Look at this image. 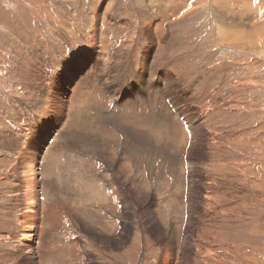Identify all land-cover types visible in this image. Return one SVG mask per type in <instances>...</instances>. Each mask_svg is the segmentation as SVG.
I'll use <instances>...</instances> for the list:
<instances>
[{"label":"rangeland","instance_id":"obj_1","mask_svg":"<svg viewBox=\"0 0 264 264\" xmlns=\"http://www.w3.org/2000/svg\"><path fill=\"white\" fill-rule=\"evenodd\" d=\"M180 1L0 0V121L31 117L27 111L34 109L22 108L33 105L19 92L27 78L22 77L24 72L40 83L47 78L43 93L52 96L60 86L58 74L69 66H62L64 58L70 64L77 59L98 63L90 69L92 83L81 96L83 102L75 96L72 100L67 142L56 143L57 160L49 164L57 176L43 179L69 219L57 217L53 207L42 202L39 180L37 185L26 178H9L1 169L0 237L29 233L37 240L42 233L40 248L47 264H54L56 250L73 238L81 242L82 250L86 234L97 241L108 240L112 235L103 236L101 229L120 220L115 199L90 190L82 193L78 179L87 175L101 181L112 197L117 181L126 188L132 178L135 188L142 183L144 189L136 203L140 219L133 216L131 229L146 220L163 233L160 241L172 234L176 240L175 231L181 230V244L184 239H198L211 247L209 264H264V0H188L190 5L184 9ZM174 12L178 14L173 16ZM156 28H164L160 43L151 39ZM148 55L161 57L158 70H145L152 67ZM29 79L33 92H38V82ZM129 94L133 107L128 115L123 103ZM144 100L149 101L147 110ZM66 103L61 108L57 101L49 103L51 117L41 122L36 135L22 140L24 153L37 155L44 149L48 138L43 130L52 137L63 131ZM61 112L64 118L57 129ZM135 113H145L150 122L144 146L134 152L132 135L109 116L127 117L131 125ZM8 131L0 123V135ZM12 152L14 148L1 138L0 155L13 163ZM130 152L147 163H137ZM108 179L114 180V187ZM33 192L38 197L27 202ZM188 196H194L189 210ZM166 198L171 201L165 204L180 215L157 205ZM30 202L36 204L37 215L26 213ZM153 209L168 222L151 214ZM31 219L37 228L23 223ZM76 221L81 227H75ZM139 231L123 247L105 243L108 256L97 251L87 264H97L96 259L104 264H151L154 261L148 257L158 249L157 240L148 227L145 234ZM60 233L68 240L56 246ZM19 245L17 240L0 239V264H33ZM76 258L80 260L81 254ZM187 258L188 264H199ZM61 261L71 264L69 257ZM166 261L159 256L154 263Z\"/></svg>","mask_w":264,"mask_h":264},{"label":"bare ground","instance_id":"obj_2","mask_svg":"<svg viewBox=\"0 0 264 264\" xmlns=\"http://www.w3.org/2000/svg\"><path fill=\"white\" fill-rule=\"evenodd\" d=\"M213 1L216 2V0H213ZM179 3H182L180 9H184V7H186L187 4L190 5L188 0H181ZM179 10H177V12ZM177 12H174L173 16H176L179 13V12L178 13ZM244 19H245V17H244ZM93 20H94V18H93ZM93 22H95V20ZM151 33L153 34L152 35L153 37L151 38V39H153V42L154 41L159 42L161 40V38L163 37L164 28H156ZM228 36H227V39H228ZM100 38H101V36H100ZM151 39H150V41H151ZM100 45L101 44H99L97 47L96 46L95 47L98 48ZM87 58H89V57H87ZM100 58H101V56H100ZM146 59L148 61V64L149 65L151 64L153 67L152 68V67L148 66L147 64H145L148 66L147 68H145L146 71L158 70L157 67H159V62L161 59L160 56L153 59V57L148 55L146 57ZM69 62H71V61H69ZM69 62L66 60V58H64V62H62L63 63L62 66H65V65H69V66H67V67L65 66L66 68H64V70H62L63 69L62 68L61 69L62 73L58 74L60 86H58V88L55 89L52 96H49L48 94H46V95L44 94L45 92L43 89H46V88H44V85H47L46 83L49 82V81L48 82L46 81L47 78L46 79L43 78L44 82H46V83H44V82L40 83L41 80L39 78H38L39 80L37 81L35 76H31L30 74H24L25 73L24 72L23 73L24 76L22 75V77L27 76V78L23 82L21 81V83H24L21 85H24V86H23V89H21L19 92H21L23 96L27 95V97L25 98L26 100H28L27 104L33 105V106L27 105L26 107L22 108L23 111H26L27 107L30 109H34V110L27 111V112H29V113H27V115L31 116V117L30 118L29 117H27V118L23 117L24 118L23 121H18L17 118L15 120H9L8 123L5 122L7 126L5 125L4 121H0V123L2 125H4V127H6V129L7 128L9 129V131H8L9 134L7 132H4L3 134L0 135V139L3 138V142L5 144L7 143L9 146L13 147L15 150V152H12L15 156V158H14L15 161L13 163L8 162L7 157H2V155H0V170L4 169L6 171V173L9 175V178H13V179L19 178L20 179L22 177V178H26L27 181L36 182L37 185L40 181V189L39 188L38 189L41 193L42 202L45 200V204H49L51 207H53L52 211L57 217L63 218L64 216H66L68 219H69V214L67 213L66 210L59 207L62 203L54 195H51L46 190L47 185L45 182H43V179L47 176H57V173L54 170V167L52 166L56 162L57 156H58V155H56V150H57V144L56 143L61 144V143L67 142L68 133L70 130L69 118L67 116H68L70 109H71V106H72V100L75 96V100L78 103L83 102L81 100V96L83 95L84 91H86L90 87V84L92 83V80L89 79V76L91 75V74H89L90 69L92 68V70H93L95 68L94 63H97L96 59L95 60L87 59L86 61H82V59H77L76 62L73 64H70ZM108 66L109 65L107 64L104 67L106 69H108ZM39 69L40 70L43 69V66H42V68H39ZM45 73H47V72H45ZM55 75L57 76V74H55ZM48 77H49V75H48ZM51 77H53V75ZM29 78H31V80L38 82V85L40 87L39 88L37 86L39 89L38 92L36 91V93H34L33 92L34 89H31L32 87H30V85H29L31 82H28L30 80ZM22 80H23V78H22ZM51 82L54 83L55 81L53 80ZM57 82H58V80H57ZM18 83H20V82H18ZM108 85L111 87L112 84L108 83ZM16 91L18 92V90H16ZM115 92L120 93L119 90H115ZM21 93H19V94H21ZM54 101H57V103H58L57 107L58 108H61L62 102L67 101L66 106H65V116L67 117V119H66L67 123L63 127V131H61L57 135H55V133H54V135L52 137V135L50 134L49 131L46 132L45 130H43L42 133L48 138L47 145L44 147V149L41 150L37 155H29L28 154L29 151L27 153H24L22 151V149H23L22 140L29 139L31 136L36 135L40 129L41 122H43V121L47 122L50 119L51 115L49 114V109H50L49 103L54 102ZM150 104H151V102H150ZM123 105L127 109V114L128 115L131 114V110L133 107V100H132L130 94L126 97ZM142 105H143V108L145 110L150 108L149 101L144 100ZM6 112L8 113V109L6 110ZM11 113H14V112H11ZM206 113H207V110H205L201 114V116L202 117L205 116ZM63 118H64V113L61 112L60 118L58 121V125L56 127L57 129L59 128V125L62 122ZM109 118L116 120L117 125H119V123H120L122 125L121 128L125 133L132 135V138L134 140L130 144V148L132 151L135 152V149L141 148L144 146V142H145L144 137L147 134L148 125L150 122V119L148 118V116L145 113L144 114L143 113H135L131 117L134 120V124H131V125H129L127 117L109 116ZM33 121L37 122L36 126H33V127L29 126L28 124L33 122ZM26 125L29 129L26 128ZM134 128H135V130H134ZM5 134H7V135H5ZM63 134H66V135H63ZM51 139H52V141H51ZM29 144H28V146H29ZM30 149H31V147L28 148V150H30ZM128 155H130L132 157V159L134 161H136L137 163L140 162V159L137 156V155H139L138 153L130 152ZM139 157H141V156H139ZM119 158H121V157H119ZM143 160L141 162L147 161V159H146V161H143ZM109 161H111V160H109ZM50 162L52 163V165L49 164ZM141 162L139 164H141ZM111 164L113 165L114 163L111 162ZM43 168H45V170H43ZM191 171H192V169H191ZM192 173H191V175H192ZM129 178H131V177L129 176ZM13 179H10V180L14 182ZM3 180H4V178H3V176H1L0 177V187L3 185ZM108 180L110 182L109 186L114 187V180H113V183L111 182V179H108ZM131 180H132V185H130L129 187H126V188H124V186H122V185L119 186L120 183L117 184V182H118L117 181L115 184V187L112 188V191L114 192V194H112V191L110 192L112 194V197H111L105 191V187L101 181H94L93 179L88 178L87 175H83V177H80L78 179V183L81 184L80 191L82 193L90 190V191H94L100 197L109 199L110 201L114 198L115 202H116V209L118 210V217H120V220L114 222V224L110 228H102L101 229L102 233L104 234L103 236L112 235L109 237L110 239H108V240L97 241L93 237L90 238L89 235L86 234L85 238L83 239L85 241V245L83 246V250H85L84 253H83L80 241H78V243H77V241L74 240L75 238H73L71 240V242H67V240H68L67 235L60 233L59 234L60 235V241L54 242V244H56V246H57L62 241H66L67 243H64V245H66L65 248L56 250L57 259L54 262V264H64L61 261L62 257H69L71 264H75L78 261H80L82 264H87V259H89L90 255L92 253L97 254V251H100L102 254L108 256L109 253L106 252L107 250H105V246H106L105 243L108 244V242H109L111 245L114 244V245L123 247L124 244L129 243L130 238L137 233L136 231L138 229H140L139 235H140V232H144V234H145L146 227H148L153 232L154 240L155 241L157 240L155 242V246L158 248L155 250V252L150 257H148L149 262L150 261L155 262L157 259L159 260V256H161L164 259L166 258L167 264H188L189 259L187 257L192 258L193 260L199 261V264H209L211 257L209 258L208 256H209L210 250H212L211 247L208 246L206 243H202V241H199L198 239H193V240L184 239L182 244H181L180 243L181 230L175 231L176 240L174 239V235L172 234L169 237H167V239H165V241H163V240L160 241V239L164 235L159 229H157L156 227L151 225L149 219L147 221H149L150 224L146 223V220H145V222L142 220L139 223V228H137V229L132 228L131 229V221H132L133 216L136 217V220L138 218L140 219V217L137 218V216H139V215H138L136 203H137L138 198H140L139 195L142 194V192L140 190L144 189L142 183L136 184V188H135L133 185V179L131 178ZM194 182H195L194 178L191 179V184L192 183L194 184ZM36 193H38V191ZM36 193L35 192L30 193V195H28V196H30L29 198H31V199H29L27 202L33 201L34 199H36L38 197V196H36ZM193 199H194V196H192V197L188 196L187 197V203L185 204L186 209L189 210V208L190 209L193 208V205H191ZM149 201H151V200H149ZM170 201H171L170 198H166V199H163L164 203L160 202L157 205L163 206L164 209H167L165 211L166 213L169 211V212H174L175 214H178L172 208L168 207L167 204H165V203H170ZM31 204H32V206H29ZM31 204H28V207L26 208L30 212H26V213H31V215H32L35 212L37 215L39 210H35L36 204H33V203H31ZM146 209H148V208H146ZM4 212H6V210H4ZM152 213H154L155 217H157L159 220L164 221L166 223L168 222V217L162 216V218H164V217L167 218L165 220H163L161 217H159V211H156L155 209H153L151 214ZM160 213L162 214V212H160ZM166 213H164V214L166 215ZM191 214H192V212L190 210V212H188L189 217L191 216ZM142 215L145 216L146 214L144 212H142ZM148 215H150V214H148ZM178 215H180V214H178ZM47 216H48V214H47ZM21 221L23 222V220H21ZM153 221H154V218H153ZM186 222H187V220L183 221V224H185ZM23 223H25V224L30 223V224H32V226H35V228H37V226H38V223H35L32 219L28 220V221L25 220ZM68 223H70L69 224V226L71 225L70 227L74 226L71 222H68ZM41 225H42V223L40 224L39 233L42 230ZM75 227H77V228L81 227L79 221H76ZM166 229H167V233H170V231L167 227H166ZM185 230H186L185 227H182V231H185ZM41 235H42V233L39 234V236H41ZM114 235H115V237H114ZM39 236H37V240H36L35 237L32 238L31 234H29V233H27V236H25L23 234L18 235V236L16 234H10V236H8L7 238H6V236H2V237H0V239H1V241H3V240L8 241V239L9 240H17V243L20 244L19 249L24 253L25 256L28 257L29 262L33 261V264H35L34 260L37 259L39 264H47L45 259H44V256L42 255V249L40 248L41 242H40ZM27 237H28V239H27ZM22 244H23V248L21 247ZM79 244H80V253L77 251V245H79ZM35 249L37 250L38 255H37V253L35 255V252L33 251ZM72 249H73L75 255L73 254ZM80 254H81V258H80V260L77 261L76 259H79V258H76V257L80 256ZM93 261H95V260L93 259ZM93 261H91V262H93ZM154 262H151V264L156 263V262L155 263ZM96 263L97 264H104V262H100L97 259H96Z\"/></svg>","mask_w":264,"mask_h":264}]
</instances>
